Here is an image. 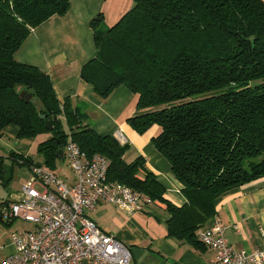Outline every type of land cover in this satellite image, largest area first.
Wrapping results in <instances>:
<instances>
[{"label": "trees", "instance_id": "1", "mask_svg": "<svg viewBox=\"0 0 264 264\" xmlns=\"http://www.w3.org/2000/svg\"><path fill=\"white\" fill-rule=\"evenodd\" d=\"M69 2L0 0V131L13 124L20 138L50 133L37 144L40 160L19 159L29 168L55 170L69 139L88 155L105 156L108 179L163 208L170 238L198 245L196 230L220 197L264 177V2L133 0L113 25L102 14L90 22L96 54L80 76L102 100L120 85L137 95L128 123L139 134L159 126L152 142L182 185V205L165 196L141 155L124 159L128 143L97 133L82 109L60 103L45 71L17 60L31 30L66 13Z\"/></svg>", "mask_w": 264, "mask_h": 264}, {"label": "crops", "instance_id": "2", "mask_svg": "<svg viewBox=\"0 0 264 264\" xmlns=\"http://www.w3.org/2000/svg\"><path fill=\"white\" fill-rule=\"evenodd\" d=\"M132 4L133 0H70L66 13L53 15L31 30L16 58L45 71L60 103L68 99L82 109L87 117L85 123L97 133L113 134L121 144L128 143L124 159L130 162L141 155L164 186L165 196L182 205L186 201L182 185L152 142L160 132L159 126L153 125L139 134L128 123V118L138 112L137 95L120 85L102 100L80 76L81 66L96 54L91 20L102 14L103 23L111 26ZM17 131L13 124L0 131V264L13 251L11 233L32 228L29 222L28 227L15 226L17 218L4 215L7 203L20 196L31 173L29 166L19 159H41L38 153L39 158H34L28 152L35 138H20ZM16 179L21 187L17 194L12 192ZM67 180L71 181L72 177ZM216 204L215 214L206 225L217 216L235 250H264V177L228 191ZM85 214L128 247L134 264H211L214 259V251L203 244L192 245L170 238L166 228L168 214L155 203H146L142 210L129 212L101 200Z\"/></svg>", "mask_w": 264, "mask_h": 264}, {"label": "built area", "instance_id": "3", "mask_svg": "<svg viewBox=\"0 0 264 264\" xmlns=\"http://www.w3.org/2000/svg\"><path fill=\"white\" fill-rule=\"evenodd\" d=\"M63 154L71 181L48 166L32 164L20 196L6 205L5 216L29 222L32 228L11 233L13 251L2 264H134L128 247L85 211L103 200L136 212L150 202L149 197L108 179L107 158L88 155L75 141H67ZM224 232L217 216L196 230L200 243L214 251L211 264H264V250L237 251Z\"/></svg>", "mask_w": 264, "mask_h": 264}, {"label": "rangeland", "instance_id": "4", "mask_svg": "<svg viewBox=\"0 0 264 264\" xmlns=\"http://www.w3.org/2000/svg\"><path fill=\"white\" fill-rule=\"evenodd\" d=\"M33 102L35 104L36 107L39 108L40 106V101L37 97H34L33 98ZM65 128V127H64ZM50 136V133L48 131H45L41 134H39L38 136L35 137V139L33 140V142L31 143L30 147H29V154L31 156H33L34 158H39L38 154H37V144L45 139H47L48 137ZM61 157L57 158V160L55 161V170L56 172L63 176L65 179H69L71 177V171H70V167H69V163H68V160L67 158L63 155H60ZM259 159V158H258ZM257 159V160H258ZM23 171H27L26 167H23ZM58 170V171H57ZM31 175V173H30ZM30 177V176H29ZM19 181L16 179L13 181L12 183V187L14 188V190L12 192H15V194H17L18 190L21 189L19 183ZM39 188V186H37ZM12 190V189H11ZM15 196H13L12 199H14ZM15 226H18V227H28L29 226V223L27 222H23V221H20V220H15Z\"/></svg>", "mask_w": 264, "mask_h": 264}, {"label": "water", "instance_id": "5", "mask_svg": "<svg viewBox=\"0 0 264 264\" xmlns=\"http://www.w3.org/2000/svg\"><path fill=\"white\" fill-rule=\"evenodd\" d=\"M40 117H42V115H40ZM46 127L47 128L51 127V124L49 123V121H46ZM60 155H63V149L61 147H60V150L57 151V153H56V156H60Z\"/></svg>", "mask_w": 264, "mask_h": 264}]
</instances>
